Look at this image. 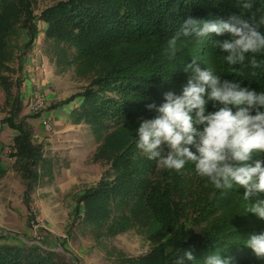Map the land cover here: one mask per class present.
<instances>
[{
  "label": "trees",
  "instance_id": "trees-1",
  "mask_svg": "<svg viewBox=\"0 0 264 264\" xmlns=\"http://www.w3.org/2000/svg\"><path fill=\"white\" fill-rule=\"evenodd\" d=\"M38 22L91 76L53 109L79 99L74 124L104 134L95 161L109 163L113 175L80 196L74 224L100 241L152 215L159 229L149 236L151 251L116 252L117 264H264V0H66L40 16L31 0H0L3 124L17 133L10 156L27 183L28 209L52 166L4 73L8 39L25 31L30 48ZM235 87L244 93L241 119L179 138L174 150L165 145V117L195 122ZM6 148L0 142V181L9 172ZM0 264L67 263L37 244L0 243Z\"/></svg>",
  "mask_w": 264,
  "mask_h": 264
},
{
  "label": "rangeland",
  "instance_id": "rangeland-1",
  "mask_svg": "<svg viewBox=\"0 0 264 264\" xmlns=\"http://www.w3.org/2000/svg\"><path fill=\"white\" fill-rule=\"evenodd\" d=\"M31 1L35 15L40 16L45 9L66 0ZM37 27V38L28 49L27 32L21 31L8 39L12 59L7 63L10 71L4 74L12 83V95L21 101L20 118H26L32 126L35 143L42 146L44 157L52 166V176L41 179L31 191L28 209L25 205L27 183L10 156L14 132L3 124L9 108L5 107V92L0 87V142L7 146L4 161L9 169L0 181V243L37 244L62 256L67 264H117L116 252L127 257H143L154 246L149 236L159 229L152 215L143 212L145 215L142 213L128 231L100 241L92 232L74 224L80 196L103 178L113 179V175L109 163L95 161L104 134H96L85 123L73 125L71 110L77 107L79 99L69 106L53 109L82 93L91 76L82 73L73 62V51L47 38V24L38 22ZM33 58L35 62L30 60ZM33 94L43 96L46 101L45 109L36 119L28 118L35 115L27 106ZM243 99V91L235 87L226 103L204 106L195 122L168 115L160 124L165 145L174 150L179 138L199 137L217 125L227 129L233 118L243 117ZM63 118L67 119L66 124H60ZM45 120L51 122L50 129L44 126Z\"/></svg>",
  "mask_w": 264,
  "mask_h": 264
},
{
  "label": "built area",
  "instance_id": "built-area-1",
  "mask_svg": "<svg viewBox=\"0 0 264 264\" xmlns=\"http://www.w3.org/2000/svg\"><path fill=\"white\" fill-rule=\"evenodd\" d=\"M29 111L33 114H39L40 112H42V110L45 109L46 107V101L45 98L39 94H33L27 104ZM44 126L48 129H50L52 127L51 122L50 121H44L43 122Z\"/></svg>",
  "mask_w": 264,
  "mask_h": 264
},
{
  "label": "crops",
  "instance_id": "crops-1",
  "mask_svg": "<svg viewBox=\"0 0 264 264\" xmlns=\"http://www.w3.org/2000/svg\"><path fill=\"white\" fill-rule=\"evenodd\" d=\"M30 60H32L33 62H35V59L33 58V59H30ZM32 62V63H33ZM72 108V107H71ZM71 110V109H70ZM73 110V109H72ZM72 110H71V112H72ZM65 120H67L66 118H63V119H61V121H60V124H66V123H64V121ZM73 125H76V124H74V122H73ZM80 125V124H79ZM10 129V128H9ZM12 132H14L13 134H14V137L17 135V133L15 132V131H13L12 130ZM6 135H7V133H6ZM12 142H13V140H12ZM4 144V143H3ZM5 145V144H4Z\"/></svg>",
  "mask_w": 264,
  "mask_h": 264
}]
</instances>
